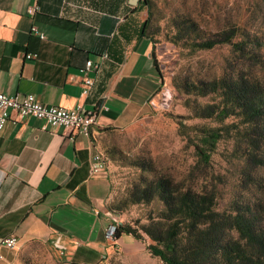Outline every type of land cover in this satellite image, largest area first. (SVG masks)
<instances>
[{"label":"crops","instance_id":"crops-1","mask_svg":"<svg viewBox=\"0 0 264 264\" xmlns=\"http://www.w3.org/2000/svg\"><path fill=\"white\" fill-rule=\"evenodd\" d=\"M33 4L38 9L29 15ZM147 17L146 0H0V91L64 108L100 107L88 135L32 116L0 130V237L14 234L20 247L40 242L80 264L107 251L111 186L104 168H95L98 138L143 117L161 88ZM86 59L101 66L83 96ZM18 261L17 249L1 250L0 264Z\"/></svg>","mask_w":264,"mask_h":264},{"label":"rangeland","instance_id":"rangeland-1","mask_svg":"<svg viewBox=\"0 0 264 264\" xmlns=\"http://www.w3.org/2000/svg\"><path fill=\"white\" fill-rule=\"evenodd\" d=\"M150 2V29L155 40L153 52L161 74V88L150 99V109L143 117L123 128L105 129L99 135L100 153L95 168H104L111 186L108 206L111 222L104 235L108 249L99 261L81 264H163L148 249L152 241L141 230L142 239L126 234L115 236L119 224H130L138 228L158 217V210L162 206L157 200L135 204L127 202L129 192L143 178L152 179L164 175L181 187L211 191L215 194V207L221 212H230L246 204H257L264 211V139L254 135V144L251 143L252 138L247 135L248 124L240 117L231 116L221 120L214 116H200L197 107L217 104L220 101L218 95L198 97L182 93L173 85V79L177 76L208 80L224 72L235 75L249 70L251 75L264 78V0ZM183 17L199 25V31L192 34L199 40L206 39L226 25L242 28L251 37L260 39L262 45L257 48L258 55H254L255 58L236 55L228 44L193 50L183 44L184 41L172 43L170 38L175 32L173 23ZM239 38L240 31L235 40ZM82 95L88 96L90 93ZM161 99L167 100L166 106L159 107L156 104ZM78 105L95 113V123L90 128V134L96 125L100 107L95 105L93 109H86ZM10 120L21 119L11 116ZM56 126L65 128L62 125ZM215 127L224 128V135L205 162L196 149V145H200V130ZM65 129L71 134H85ZM141 163L151 165V171H144L138 166ZM16 249L19 254L17 264H80L65 260L54 249L40 242L20 247L18 240V247L13 250Z\"/></svg>","mask_w":264,"mask_h":264},{"label":"trees","instance_id":"trees-1","mask_svg":"<svg viewBox=\"0 0 264 264\" xmlns=\"http://www.w3.org/2000/svg\"><path fill=\"white\" fill-rule=\"evenodd\" d=\"M150 1L146 0L148 17L145 30L153 37ZM173 24L175 32L170 41L174 44L184 41L183 44L193 50L228 44L234 54L255 58L257 48L262 45L258 37L253 38L242 28L231 24L201 40L192 36L193 32L199 31V25L190 18L183 17ZM238 31L240 38L235 40ZM151 55L155 68L159 70L153 51ZM251 74L250 70L235 75L224 72L208 80L177 76L173 79V85L182 93L198 97L218 95L220 101L217 104L197 107L199 115L221 120L231 116L240 117L248 124L247 135L254 144V135L264 139V78ZM223 129L200 130V145H196V149L203 161H208L210 152L224 135ZM138 166L144 171H151V165L141 163ZM126 199L131 204L154 200L161 203L162 208L158 210L156 219L138 228L119 224L115 236L126 234L142 239L141 230L152 241L148 249L163 264H264V211L257 204H246L230 212H221L215 207L213 192L181 187L164 175L143 178Z\"/></svg>","mask_w":264,"mask_h":264},{"label":"built area","instance_id":"built-area-1","mask_svg":"<svg viewBox=\"0 0 264 264\" xmlns=\"http://www.w3.org/2000/svg\"><path fill=\"white\" fill-rule=\"evenodd\" d=\"M37 9L38 8L35 5L28 7L27 11L30 15H33ZM30 32L41 39L45 37L44 33L38 30L35 25L31 26ZM34 56V54L26 55L27 58H32ZM104 57H106V55H104ZM100 66L101 64L99 62L87 59L85 65L80 67L79 71L81 74L80 84L82 86V94H91L92 89L95 86V80L91 73L98 71ZM156 104H158L159 107L166 106L167 100L162 101L161 99ZM10 112H15L16 118L14 119H23L27 116H33L52 126L62 125L65 128L73 131H82L85 134L86 130H90L95 123L94 111H86L80 105L66 109L61 106L45 105L37 100L33 94H26L20 97L17 94L8 95L0 91V129H2L4 124L10 120ZM4 247L11 249L18 247L17 237L13 234L0 238V250Z\"/></svg>","mask_w":264,"mask_h":264},{"label":"bare ground","instance_id":"bare-ground-1","mask_svg":"<svg viewBox=\"0 0 264 264\" xmlns=\"http://www.w3.org/2000/svg\"><path fill=\"white\" fill-rule=\"evenodd\" d=\"M90 130H86V134L89 133Z\"/></svg>","mask_w":264,"mask_h":264}]
</instances>
